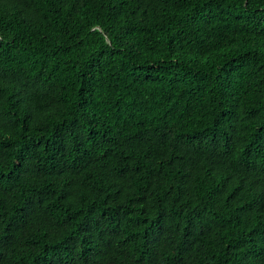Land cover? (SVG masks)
<instances>
[{"label":"trees","instance_id":"1","mask_svg":"<svg viewBox=\"0 0 264 264\" xmlns=\"http://www.w3.org/2000/svg\"><path fill=\"white\" fill-rule=\"evenodd\" d=\"M0 264H264V0H0Z\"/></svg>","mask_w":264,"mask_h":264}]
</instances>
